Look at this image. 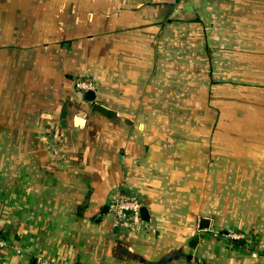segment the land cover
Segmentation results:
<instances>
[{
    "label": "crops",
    "instance_id": "0c3cea01",
    "mask_svg": "<svg viewBox=\"0 0 264 264\" xmlns=\"http://www.w3.org/2000/svg\"><path fill=\"white\" fill-rule=\"evenodd\" d=\"M257 13L264 0H0V264H264V97L246 140L225 131L240 97L231 116L210 100L204 31ZM119 194L148 220L115 228Z\"/></svg>",
    "mask_w": 264,
    "mask_h": 264
},
{
    "label": "rangeland",
    "instance_id": "374dc122",
    "mask_svg": "<svg viewBox=\"0 0 264 264\" xmlns=\"http://www.w3.org/2000/svg\"><path fill=\"white\" fill-rule=\"evenodd\" d=\"M262 19L264 17L260 13H257V21L254 23H206L205 26L207 29L204 28V31L206 30L209 36L207 38V42L209 43L208 56L212 58L214 66L211 72L220 84L214 88H208L209 98L212 103L218 104L219 106L224 103L223 112L231 116L232 113L230 112H232V108L230 105L232 103L235 109L232 98L234 97L235 101L236 96L240 97V113L236 117L239 126H233V130L231 131L232 125L229 122L230 119H224V129L230 134L234 132L239 135L238 137H244L245 140L247 139L246 132L243 133L242 130L245 131L246 128L244 127L247 125V121L250 122L252 118L244 112L250 110L248 109L250 105H255L249 100L253 99V97L256 99L258 97L260 99L264 97V22L260 21ZM195 72L199 74L197 71ZM201 72L203 74V71ZM186 73L188 75L191 74V72ZM181 89L176 90L180 93L182 92ZM203 90L201 91V95L205 94ZM181 107L182 103H175L176 110H179ZM183 121V119H169L163 122L166 123L167 127L169 123L171 125L175 124L174 127L169 128V130L174 131L179 130L177 127L184 125L182 124ZM213 138H215L214 134H212L211 141L220 143L219 138L215 140ZM231 140L230 137L224 138V146L234 145Z\"/></svg>",
    "mask_w": 264,
    "mask_h": 264
},
{
    "label": "built area",
    "instance_id": "2783aa9c",
    "mask_svg": "<svg viewBox=\"0 0 264 264\" xmlns=\"http://www.w3.org/2000/svg\"><path fill=\"white\" fill-rule=\"evenodd\" d=\"M75 89L80 93L93 92L96 93L97 85L94 81L84 78L75 80ZM143 207L142 202L134 195L119 194L114 198L109 205V212L113 216V226L115 228H128L135 229L139 227L141 222V209ZM232 240H241L244 238L243 234L237 232H229L227 234ZM8 242L0 234V251L5 249ZM52 264H75L68 262L67 259H52ZM190 264H204L200 258L191 260Z\"/></svg>",
    "mask_w": 264,
    "mask_h": 264
},
{
    "label": "water",
    "instance_id": "95a60500",
    "mask_svg": "<svg viewBox=\"0 0 264 264\" xmlns=\"http://www.w3.org/2000/svg\"><path fill=\"white\" fill-rule=\"evenodd\" d=\"M94 96H95V95H94L93 92H88V93L86 94V98H88V99H92ZM84 117H85L84 114H79V120H78V123H76V125H77L78 127H82L83 122H84ZM107 209H108V208H105L104 211H107ZM141 218H142V219H146V220H148L147 210H146V208H144V207H142V209H141ZM203 222H205V220H203ZM206 227H207V225H206ZM227 234H228V232H225L224 235H221V234H218V233H214V235H216V236H218V237H220V238H224V239H227Z\"/></svg>",
    "mask_w": 264,
    "mask_h": 264
},
{
    "label": "trees",
    "instance_id": "16d2710c",
    "mask_svg": "<svg viewBox=\"0 0 264 264\" xmlns=\"http://www.w3.org/2000/svg\"><path fill=\"white\" fill-rule=\"evenodd\" d=\"M235 244H236V242H235Z\"/></svg>",
    "mask_w": 264,
    "mask_h": 264
}]
</instances>
